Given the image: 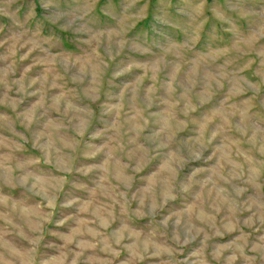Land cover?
<instances>
[{"label":"rangeland","instance_id":"obj_1","mask_svg":"<svg viewBox=\"0 0 264 264\" xmlns=\"http://www.w3.org/2000/svg\"><path fill=\"white\" fill-rule=\"evenodd\" d=\"M0 264H264V0H0Z\"/></svg>","mask_w":264,"mask_h":264}]
</instances>
